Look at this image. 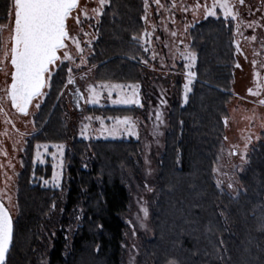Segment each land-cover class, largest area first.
Returning <instances> with one entry per match:
<instances>
[{
	"label": "trees",
	"instance_id": "1",
	"mask_svg": "<svg viewBox=\"0 0 264 264\" xmlns=\"http://www.w3.org/2000/svg\"><path fill=\"white\" fill-rule=\"evenodd\" d=\"M7 2L0 0V23L7 21ZM145 14L144 0H110L89 59L97 81L144 82L145 66L153 67L143 43ZM191 35L196 79L187 103L174 104L170 116L153 218L155 237L147 255L153 264H264V133L240 176L243 192L238 198L221 193L214 176L233 98V28L211 18L195 26ZM69 76L63 65L35 118L36 132L28 141L19 177V213L13 219L14 241L6 264H35L59 199V189L51 184L53 160L48 156L45 164L37 162L36 146L68 140L60 100ZM179 89L182 94V86ZM88 113L117 118L134 115L136 108L91 107ZM139 152L135 139L74 143L65 155L70 187L63 228L49 264H122L123 216L130 203L123 176L135 170ZM79 206L81 220L69 233L66 226Z\"/></svg>",
	"mask_w": 264,
	"mask_h": 264
},
{
	"label": "rangeland",
	"instance_id": "2",
	"mask_svg": "<svg viewBox=\"0 0 264 264\" xmlns=\"http://www.w3.org/2000/svg\"><path fill=\"white\" fill-rule=\"evenodd\" d=\"M196 2L197 0H175L177 7L173 8V0H161L163 7L158 8L154 0H148L147 21H145V33L147 32L148 35H144L143 43L148 49L146 53L152 60L153 67L145 66L147 71L144 82L135 84L139 85L137 98L140 104L114 105L112 99L119 98V91H114L112 97L109 98L107 90L99 88H97V91L101 92L99 102L96 104L86 102L89 95L86 91L87 86H97L102 83L96 80L97 72L89 64V59L94 53V45L98 40L102 16L85 20L81 25L82 31L81 28L76 27L73 21H69L72 34H78L82 41V55L86 62L81 63V54L76 51L74 45L70 44L73 60L72 62L65 61L64 65L72 68L70 76L75 82L65 86L60 100L69 130L68 140L63 143L65 147L62 157L51 145H49L47 153L43 148L39 149L41 153L39 159L36 156L37 162L45 164L46 158L48 156L52 158L51 153H56V159L52 158L53 165H56L55 168L53 167V173H60L59 187L55 186L59 189L60 194L50 220L44 228V241L37 252L35 264H49L50 254L53 251L58 232L63 228L62 222L65 217L70 187L68 162L65 160V155L67 152H72L74 143L79 139L88 142L135 139L140 143V152L135 160V170L126 171L123 176L124 184L130 194V203L128 212L123 216L126 229L122 243L121 261L122 264H153L147 255V246L155 237L153 218L159 202L160 166L165 154L167 136L170 132V116L174 104L179 101L184 102L183 86L187 83V73L189 70H195L197 61V54L192 47L191 31L198 24L216 18L205 19L203 8L194 12L193 8ZM203 2L205 0H201V3ZM211 2L212 0H207V3ZM85 4L89 9L97 7L96 0H81V5ZM185 7L188 9L187 11H183ZM235 10L238 12L236 20H224L222 12L218 10L219 19L226 21L233 28L236 60L240 67L235 66L234 69L233 98L228 106L229 116L225 127L227 139L224 138L219 162L214 168L215 181L219 191L234 199L243 192L240 176L248 164L251 151L263 141L264 105H261L259 101L264 99L262 84L264 1L263 5H260L257 1L245 0L243 5L236 3ZM4 23H8V21ZM249 24H252V27H249ZM238 27L239 32L237 31ZM172 32H175L176 35L173 36ZM84 33H88V35H84ZM10 35V29L3 32L0 36V41L3 42L0 47L7 45L10 48ZM252 36H255L256 39L252 40ZM237 43L240 47L239 52L236 48ZM185 52L196 54L195 65L191 69L185 67L188 61L181 55ZM7 71L9 73L11 71L10 63ZM256 73H259V77L255 75ZM195 79L196 77L193 82ZM8 83H10V76L5 77L3 73H0V89L7 87ZM180 86L183 89L182 94ZM190 87L192 88V85ZM77 89L84 93V98L78 99ZM249 89L259 91L261 94L259 96L250 95ZM45 91L48 94L49 88ZM122 91L125 96L131 95V90L127 88ZM4 95L5 93L0 91V97ZM46 96L40 98L41 106ZM77 102H79V107H77ZM91 107L136 108L134 115L124 117H129L135 124L137 135H128L123 131V125L114 135L102 131L103 128H112L114 120L105 116L89 114L88 109ZM2 108L3 111H0V199L6 206H9L8 199L11 198L10 212L14 219L19 213V177L23 171V158L28 141L36 132L35 118L40 108L30 107L29 115L24 116L11 106L7 98L3 100ZM157 113L160 115V119L156 118ZM86 117H92V119L89 121L85 119ZM97 117L103 119V125ZM124 117L118 118L123 119ZM83 125H88V128L82 135ZM51 184L54 186L52 180ZM229 184L232 185L231 188L228 187ZM145 207L148 209L146 218L142 211ZM81 212L80 206L73 210L69 225L66 226L69 233L80 222Z\"/></svg>",
	"mask_w": 264,
	"mask_h": 264
},
{
	"label": "snow or ice",
	"instance_id": "3",
	"mask_svg": "<svg viewBox=\"0 0 264 264\" xmlns=\"http://www.w3.org/2000/svg\"><path fill=\"white\" fill-rule=\"evenodd\" d=\"M97 7L89 9L87 4L81 5V0H8L5 19L8 23H0V36L7 29H10V48L7 45L0 47V73H3L5 77L10 76V83L7 87L0 89L5 95L0 97V111H3L2 102L7 98L11 106L24 116L29 115L30 107L39 109L41 107L40 98L47 95L45 89L51 87L53 77L59 74L61 66L65 61L72 62L73 57L70 53V44L75 46L78 53L81 54V63H85L83 57V48L81 47L82 41L78 34H72V27L69 21H73L77 28H81V25L85 20H91L98 18L104 14V8L109 4L110 0H96ZM245 0H212L209 4L207 0L201 3V0H197L194 5L193 11H198L200 8L204 10V18L218 16V10L223 14L224 20H236L238 18V12L235 10L236 3L243 5ZM154 3L158 8L163 7L161 0H154ZM145 16L143 17L147 21V9L149 7L148 0H144ZM172 7L175 8V0H173ZM187 7L183 11H187ZM91 13V14H90ZM97 19V23H98ZM252 27V24L248 25ZM82 31V28H81ZM239 32V27L237 28ZM88 35V33H84ZM147 36L148 33L146 32ZM175 36L176 33L172 32ZM133 39H138L133 37ZM252 40L256 37L252 36ZM3 42L0 41V44ZM147 43V41H146ZM237 51H240L239 43L236 45ZM148 49L145 48V51ZM183 58L188 61L185 65L186 68L191 69L195 65L196 54L194 52L181 53ZM147 63V61H144ZM10 63L11 71H7ZM255 63V62H254ZM66 66V65H64ZM236 67H240L239 64ZM68 72H72V68H68ZM259 77V73L255 74ZM196 76L194 71L189 70L187 73V83L184 84V102L188 101V93L192 90L191 85ZM75 81L71 76L68 77L67 84H73ZM97 88L107 90V96L112 97L114 91H119V98L112 99V103L115 104H140L138 97L139 85L133 84H110L101 83L97 86H87V93L89 94L86 102L96 104L99 102L101 92L97 91ZM131 90L130 96H125L123 89ZM78 99L84 98V93L76 90ZM250 95L259 96V91L253 89L248 90ZM63 95V93H61ZM261 105H264V99L259 101ZM143 106L142 104L140 105ZM79 107V102H77ZM157 119H160V115L157 113ZM85 119L91 120L92 117H86ZM100 119L101 125H103V119ZM114 123L112 128H103L102 131H107L110 135H114L120 130V126L123 125V131L128 135H137L135 131V124L131 122L129 117L111 118ZM227 124V119L225 120ZM88 125H83L81 134L87 130ZM225 139H227L225 137ZM37 158L39 159L41 153L40 148H43L47 153L49 149L48 144L37 145ZM55 148L59 155L62 157L64 153L63 144L51 145ZM7 155V153H5ZM53 159H56V153H51ZM43 162V160H41ZM62 166V165H61ZM55 168L56 165H53ZM60 173L54 172L52 181L54 186L59 187ZM48 183L47 180L44 181ZM232 187L231 184L228 185ZM151 190V189H149ZM8 205L6 206L2 199H0V264H6L7 257L10 251V247L14 241V222L10 212L11 198L8 199ZM55 207V205H53ZM144 217L148 216V209L145 207L142 209ZM169 264H175V262H169Z\"/></svg>",
	"mask_w": 264,
	"mask_h": 264
},
{
	"label": "water",
	"instance_id": "4",
	"mask_svg": "<svg viewBox=\"0 0 264 264\" xmlns=\"http://www.w3.org/2000/svg\"><path fill=\"white\" fill-rule=\"evenodd\" d=\"M262 84H263V93H264V73H263V75H262ZM12 215V214H11ZM12 218H13V216H12ZM14 222V221H13Z\"/></svg>",
	"mask_w": 264,
	"mask_h": 264
},
{
	"label": "flooded vegetation",
	"instance_id": "5",
	"mask_svg": "<svg viewBox=\"0 0 264 264\" xmlns=\"http://www.w3.org/2000/svg\"><path fill=\"white\" fill-rule=\"evenodd\" d=\"M253 1H257L258 3H260V5H263L264 0H253Z\"/></svg>",
	"mask_w": 264,
	"mask_h": 264
}]
</instances>
